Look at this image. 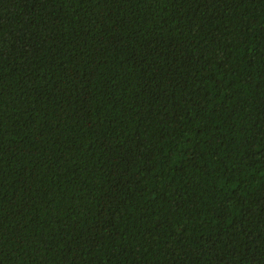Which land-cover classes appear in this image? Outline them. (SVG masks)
Here are the masks:
<instances>
[{"label": "trees", "instance_id": "obj_1", "mask_svg": "<svg viewBox=\"0 0 264 264\" xmlns=\"http://www.w3.org/2000/svg\"><path fill=\"white\" fill-rule=\"evenodd\" d=\"M0 264H264V0H0Z\"/></svg>", "mask_w": 264, "mask_h": 264}]
</instances>
